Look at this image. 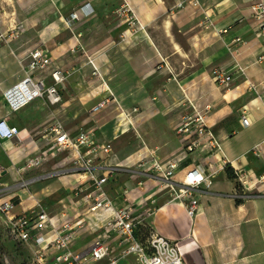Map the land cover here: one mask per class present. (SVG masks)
Listing matches in <instances>:
<instances>
[{
  "label": "crops",
  "instance_id": "1",
  "mask_svg": "<svg viewBox=\"0 0 264 264\" xmlns=\"http://www.w3.org/2000/svg\"><path fill=\"white\" fill-rule=\"evenodd\" d=\"M251 3L0 0V33L5 36L0 40V117L7 116L19 130L17 137L0 145L4 155L0 165L5 171L1 177L9 187L0 202L16 197L15 213L39 204L51 214L66 212L71 219L73 209H83L89 181L82 172H62L23 188V177L33 171L23 160L53 146L50 127L55 123L69 137L89 131L93 142L111 146L93 164L97 174L108 175L105 189L116 204L122 199L137 204L140 195L145 202L157 199L153 192L158 189L150 188L154 183L150 179L140 187L131 175L115 186L111 176L128 170V164L143 167L138 161L150 154L164 164L202 165L205 153H187L177 132L185 116L199 112L221 143V151L204 158L208 161L202 166L206 169L210 164L219 172L208 190L196 193L193 218L180 200L170 197L146 222L159 235L178 243L185 264H264V179L248 198L237 202L233 196L237 179L229 178L223 168L240 169L258 179L264 175V35L256 34ZM83 4L92 10L89 16L80 13ZM73 11H78L79 19L69 20ZM35 49L46 51L66 79L58 86L61 101L48 102L54 105L50 115L46 101L33 105L37 98L25 105L24 111L31 116L24 117L23 107L10 111L3 94L24 77L28 54ZM236 63L243 74L234 68ZM218 67L233 74L229 86L214 83L212 70ZM45 81L52 83L48 75ZM104 99L108 100L104 107L93 110ZM59 104L68 109L66 114H61ZM242 115L248 125L243 124ZM37 121L43 125L38 130L32 127ZM44 139L51 144L45 147ZM29 144L34 145L31 153ZM69 155L65 150L58 156L55 163L60 171L69 164ZM122 163L125 167H120ZM82 234L86 232L81 230L78 236ZM92 238L76 240L73 249L84 250ZM112 246L116 255L118 248L115 243ZM135 262L129 256L117 264Z\"/></svg>",
  "mask_w": 264,
  "mask_h": 264
},
{
  "label": "built area",
  "instance_id": "2",
  "mask_svg": "<svg viewBox=\"0 0 264 264\" xmlns=\"http://www.w3.org/2000/svg\"><path fill=\"white\" fill-rule=\"evenodd\" d=\"M79 11L84 16H89L92 12L88 4L81 5ZM125 11L129 12V18L136 23L137 20L129 9L126 8ZM250 13L257 22L256 34L264 35V0H252ZM77 19H79L78 11H73L69 20ZM4 37L0 33V40ZM89 63L94 67L92 60L89 59ZM234 68L243 74V68L239 64L236 63ZM94 70L96 72L95 67ZM24 72V77L3 94L11 112L20 110L37 98L45 97L51 104L60 102L58 86L63 85L66 75L60 67L53 65V60L46 51L35 49L29 52ZM46 75L52 80L49 85L45 81ZM212 79L219 86H229L234 76L225 68L218 67L212 70ZM107 102V99L100 101L93 110L101 109ZM241 119L243 124H249L246 116L242 115ZM50 132L56 151H70L69 164L73 166L61 171L86 174L89 192L84 208L72 210V219L66 212L59 215L51 214L39 204L28 211L15 213L16 197L0 202V218H4L3 222L9 229L11 238L21 245L34 246L30 261L23 264H117L119 259L129 256L134 257L137 264H185L178 243L159 235L146 222L154 211L139 212L132 203L130 206L118 205L108 195L105 189L108 175L97 174L93 161L100 157V154H108L111 151L110 145L93 142L89 131H80L75 137H69L60 123L51 126ZM177 132L182 135L180 141L184 143L187 153L202 150V147H207L205 150L210 156L221 151L220 141L208 127L204 115L199 112L185 116ZM18 135V128L8 122L7 116L0 117V145L2 141ZM82 148L84 151L81 150ZM42 158L43 155L32 158L27 165L31 167ZM146 165L157 172L163 182L172 188L179 187L174 192L173 198L180 200L188 216L193 218L198 205L196 193L208 190L212 186L216 170L212 171L210 164L205 169L194 162L184 167H180L176 161L164 164L153 154L138 161V166ZM4 172L0 165V177ZM234 174L237 186L233 196L237 200L248 198L250 192L264 179V175L258 179L240 169H235ZM35 181L37 180L24 181L23 188ZM3 188L9 189L6 186ZM124 193L126 194L127 190H124ZM77 194L78 191H75V195ZM141 227L148 228L144 240L138 237ZM81 230L94 236L88 247L77 252L73 249V245ZM113 243L118 248L116 255L112 253Z\"/></svg>",
  "mask_w": 264,
  "mask_h": 264
},
{
  "label": "rangeland",
  "instance_id": "3",
  "mask_svg": "<svg viewBox=\"0 0 264 264\" xmlns=\"http://www.w3.org/2000/svg\"><path fill=\"white\" fill-rule=\"evenodd\" d=\"M65 70L66 67H64ZM66 74V73H65ZM38 100H44L46 101V105H47V111L49 112V115L51 113V106H54V105H51L48 103L47 99L44 97V98H40V99H37L35 101H32L33 102V105H36ZM61 101V100H60ZM31 102V103H32ZM29 105V104H27ZM26 105V106H27ZM24 106L23 107V116L26 117V116H31V114H27V112L24 111V108L26 107ZM60 106V112L62 115L66 114L68 109L63 106L62 104H59ZM189 115H193V114H189ZM38 123H33L32 127H35L37 130L42 128L43 125H41V123L39 121H37ZM45 126V125H44ZM41 143L47 147L49 144H51L50 140L48 139H44V140H41ZM202 144V143H201ZM34 147V145H33ZM33 147H32V144H29L27 145V149L30 151L29 153H31L33 151ZM207 147H202V150H197V155H200L201 153H205L203 156H201L200 159H203V164L204 165L205 163H207L208 159H204V158H207L209 157L210 153L209 152H206V149ZM64 151H56L54 149V147L52 145L49 146V148L47 150L44 151V154H35L32 156V158H39L40 156L43 155V158L41 160L38 161V163L34 164L31 166V169H33V171L23 177V183L24 181L25 182H29V180H41V179H46V178H52V177H55L56 175L62 173V171H60V166H58L55 162L56 160H58V156L61 157L60 155H62ZM3 153L0 152V159L3 158ZM30 156V155H28ZM31 158V156H30ZM25 159V158H24ZM30 159H28L29 161ZM28 161L25 159L23 160L24 162V165H26L28 163ZM206 161V162H205ZM96 163V161H95ZM121 165L123 166H120V167H125L124 166V163H122ZM130 165L129 168H126L128 170L126 171H115V173L112 175V174H109V175H112V180H111V184H114L115 186L116 185H119L120 183L123 182V180L127 179L128 177H130L132 175L134 181L136 180L138 185L140 187H144V183L142 182H145V181H148V179H150V181H153L154 183L152 184V186L150 187L151 189H154L156 188V192H153L154 194L156 193L158 195V198H151L149 201L145 202L142 195H140V202L137 203V204H132L134 207H136L137 205H142L140 206V208H137V211L141 209V207H143L145 210L147 211H154L157 206L159 204H161L163 201L167 200L168 198H172L173 195H174V192H176L179 187H171L170 185H168L167 183L163 182L161 179H160V175L153 171L151 168H148L147 165L144 166V167H136L135 165H131V164H128ZM73 165L70 163V164H67L63 167V169L66 167H72ZM120 167H116V168H120ZM207 167V166H206ZM227 165H224L223 168H225V170L227 169ZM122 169V168H121ZM216 168H213L212 171H214ZM135 171L134 173H132L131 171ZM136 171H139L138 173ZM219 172L218 170H216V173ZM83 174V173H81ZM78 177V175H77ZM80 179H84V176H79ZM4 177H0V189H4L3 187L6 186V184H4ZM13 183V182H12ZM16 186V185H15ZM19 186V185H17ZM8 187V186H6ZM26 186H24L25 188ZM8 190L7 189H4V190H1L0 191V197L1 196H6ZM127 192H128V189H127ZM122 195H126V194H122ZM121 200V198H120ZM121 206H130V204L126 201V200H121ZM84 208V207H83ZM143 209V210H144ZM141 212V210H140ZM3 216V215H2ZM4 218H0V264H23L24 263H28L27 261H30L31 259V255H32V248L28 245V244H19V243H16L12 238L11 236L9 235V229L6 228V224H4L3 222ZM146 231H148V228L147 227H141L140 229V232L138 233V237L139 239L141 240H144L145 237H146ZM92 236H94L93 234H82L81 236H79L77 238V242L81 243L82 240H84L83 238H86V239H91ZM84 242V241H82ZM134 258V257H133ZM137 262H135L136 264Z\"/></svg>",
  "mask_w": 264,
  "mask_h": 264
},
{
  "label": "trees",
  "instance_id": "4",
  "mask_svg": "<svg viewBox=\"0 0 264 264\" xmlns=\"http://www.w3.org/2000/svg\"><path fill=\"white\" fill-rule=\"evenodd\" d=\"M227 170H228V176H229V178L235 179L236 178V175L234 174V171L232 169H230L229 167H227ZM237 202H241V200L238 199ZM146 234H147V231H146Z\"/></svg>",
  "mask_w": 264,
  "mask_h": 264
}]
</instances>
